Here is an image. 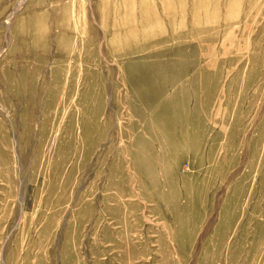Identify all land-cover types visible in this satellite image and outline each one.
Returning <instances> with one entry per match:
<instances>
[{
  "label": "rangeland",
  "instance_id": "374dc122",
  "mask_svg": "<svg viewBox=\"0 0 264 264\" xmlns=\"http://www.w3.org/2000/svg\"><path fill=\"white\" fill-rule=\"evenodd\" d=\"M0 264H264V0H0Z\"/></svg>",
  "mask_w": 264,
  "mask_h": 264
}]
</instances>
